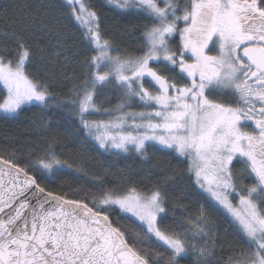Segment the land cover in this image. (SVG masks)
Here are the masks:
<instances>
[{
  "label": "snow or ice",
  "instance_id": "snow-or-ice-1",
  "mask_svg": "<svg viewBox=\"0 0 264 264\" xmlns=\"http://www.w3.org/2000/svg\"><path fill=\"white\" fill-rule=\"evenodd\" d=\"M66 3L95 52L83 80L58 100L27 71L31 49L18 41L11 59L0 56V114L63 107L106 152L146 156L158 145L186 158L208 210L226 215L247 245L227 264H264V0H107L150 22L140 55L120 54L85 0ZM110 87L121 102L102 111L96 97ZM132 102L143 110L127 111ZM94 114L108 119L86 118ZM71 167L51 148L24 167L0 158V264H182L190 255L192 264H211L214 223L203 205L191 228H173L163 223L159 188L105 189L86 203L47 191L30 174L55 177ZM113 209L138 226L131 243L110 219ZM138 241L165 251L149 257Z\"/></svg>",
  "mask_w": 264,
  "mask_h": 264
},
{
  "label": "trees",
  "instance_id": "trees-1",
  "mask_svg": "<svg viewBox=\"0 0 264 264\" xmlns=\"http://www.w3.org/2000/svg\"><path fill=\"white\" fill-rule=\"evenodd\" d=\"M88 5L101 19L102 34L109 39L120 54L140 55L141 33L150 23L137 12H121L106 0H87ZM23 41L32 53L27 71L43 80L58 100L67 99L73 88L81 83L86 73L85 63L91 51L82 37V28L72 18L65 0H0V56L11 59L17 42ZM116 55V52L112 53ZM4 90L0 87V96ZM97 106L115 109L121 102V94L108 88L96 97ZM97 119L98 114L87 116ZM51 148L72 166L55 177L41 178L38 182L48 191L64 195L67 199L88 203L93 195L105 189L124 192L131 187L148 192L159 188L165 197L167 218L164 224L176 227L183 221L184 228H191L189 218H195L200 206L214 223L212 239L216 241L211 264H227L232 252L247 245L234 231L229 218L208 210L194 186L186 158L160 146L149 147L146 156L134 152L114 154L105 152L97 143L86 138L79 118L73 111L52 107L41 111L26 106L18 116L0 114V157L24 167L29 159L43 155ZM236 171L242 167L234 162ZM245 184L249 180L245 178ZM89 206L92 207L91 203ZM114 226H119L132 242L133 229L138 226L123 220L118 209L109 213ZM182 231V229H176ZM143 238L144 233H139ZM200 242V241H197ZM211 246V241H209ZM138 246L149 257L164 253V248L138 241ZM189 256L182 264H192ZM151 264V260H150Z\"/></svg>",
  "mask_w": 264,
  "mask_h": 264
},
{
  "label": "rangeland",
  "instance_id": "rangeland-1",
  "mask_svg": "<svg viewBox=\"0 0 264 264\" xmlns=\"http://www.w3.org/2000/svg\"><path fill=\"white\" fill-rule=\"evenodd\" d=\"M66 1V0H65ZM107 1V0H106ZM181 3H183V0H180ZM85 3L88 5L87 0H85ZM89 6V5H88ZM182 26V25H181ZM147 86V85H146ZM26 107V106H25ZM127 111H132V112H139L142 111L143 109L140 107L139 104H137L136 102H132L131 106L129 108L126 109ZM87 119H89L88 117H86ZM101 119H108V117L106 115L103 114H98V118L95 120H101ZM89 120H93V119H89ZM98 145V144H97ZM158 146V145H157ZM102 149V148H101ZM104 150V149H103ZM105 151V150H104ZM106 152V151H105ZM131 153V152H129ZM135 153V152H134ZM122 154H127V153H122ZM137 154V153H136ZM235 162V161H234ZM236 200L233 198V203H235Z\"/></svg>",
  "mask_w": 264,
  "mask_h": 264
},
{
  "label": "water",
  "instance_id": "water-1",
  "mask_svg": "<svg viewBox=\"0 0 264 264\" xmlns=\"http://www.w3.org/2000/svg\"><path fill=\"white\" fill-rule=\"evenodd\" d=\"M1 158V157H0ZM3 159V158H2ZM3 160H5V159H3ZM48 191V190H47ZM58 195V194H57ZM90 207V206H89Z\"/></svg>",
  "mask_w": 264,
  "mask_h": 264
}]
</instances>
